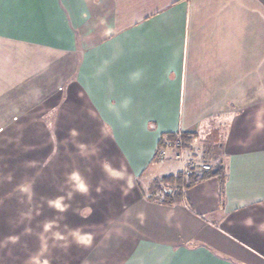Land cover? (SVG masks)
I'll list each match as a JSON object with an SVG mask.
<instances>
[{
    "label": "crops",
    "instance_id": "crops-1",
    "mask_svg": "<svg viewBox=\"0 0 264 264\" xmlns=\"http://www.w3.org/2000/svg\"><path fill=\"white\" fill-rule=\"evenodd\" d=\"M0 36L72 65L65 97L0 116L13 165L0 197L48 213L20 239L0 230V264H264V0H0ZM164 133L219 139L220 174L179 199L153 192L178 173L153 157ZM69 202L80 220L91 207V243L69 244L63 216L52 227Z\"/></svg>",
    "mask_w": 264,
    "mask_h": 264
},
{
    "label": "rangeland",
    "instance_id": "rangeland-1",
    "mask_svg": "<svg viewBox=\"0 0 264 264\" xmlns=\"http://www.w3.org/2000/svg\"><path fill=\"white\" fill-rule=\"evenodd\" d=\"M3 35V34H1ZM60 54L58 50H48L40 45H27L18 42H12L11 39H7L6 37L0 36V116L5 117L9 114L11 117L13 114L16 115L18 111L27 110V107L23 108L22 103H27L30 106L37 105L44 102L45 100H60L67 95L66 81L69 80V76L67 79L65 77L69 75L71 66L69 60L60 61ZM55 66V67H54ZM54 67V68H53ZM67 68V73L60 72L62 69L64 70ZM46 69V70H45ZM27 72V75L24 73ZM38 75H35V74ZM31 77H27L28 75ZM41 74V75H40ZM67 74V75H66ZM40 75V76H39ZM46 75V76H43ZM28 78L31 82L36 86L31 87L28 91H24L23 79ZM65 79V80H64ZM65 81V82H64ZM25 87L28 89L29 86ZM70 94V93H69ZM60 97V98H59ZM20 106V107H18ZM38 108V107H37ZM57 110L53 109L52 114H47V118H51L53 121L55 118V113ZM0 117V122H1ZM43 119V118H42ZM3 123V122H2ZM0 123V125L2 124ZM5 125V124H2ZM54 138V135H53ZM199 141H194V145L199 144ZM9 152V150H8ZM186 153H189L188 150H185ZM11 153V152H10ZM4 151L0 152V185L6 182H11L13 180V170H12V154ZM1 156H6L1 158ZM155 158V156H154ZM156 159V158H155ZM158 161V160H157ZM159 162V161H158ZM166 162V161H164ZM162 163V162H161ZM177 166L178 164L174 162ZM69 171V177L67 183L69 184V199L71 196L75 199L77 194H75L74 185L77 183L72 179L74 175H78L75 168ZM0 188V192L6 190ZM11 190L10 188L7 190ZM7 191H4V195L0 197V202L4 201L1 205L3 207L2 215H0V230L4 229L1 235L8 236L9 234H15L18 239L20 237L27 235L28 230H36L38 228H42L43 223L38 226L37 220H33L32 217H39L46 219L48 213H44V209L39 212V209L42 208L44 205H38L39 208L36 211L35 208L37 205L28 204L25 202H20L18 205L16 203H8L11 202V199L14 201V197L16 195L15 192L11 196L8 197L6 194ZM22 196H29V194L24 192H20ZM81 200H83L82 195H78ZM30 197V196H29ZM88 199L92 198V195L86 196ZM11 198L10 201H5V199ZM31 198V197H30ZM92 200V199H90ZM74 202V201H73ZM87 206V205H86ZM89 206V205H88ZM95 206V205H94ZM97 207V206H95ZM18 208V212H17ZM68 213L60 215L59 211L57 213L53 212L54 219L51 221V225L53 228H57L60 226L59 220L62 217V224L61 226L68 228V242L69 244H74L75 242L78 243H91L95 236L93 235L92 231L94 232L97 226H94L90 220V217L93 215V211L91 207H85L83 209V216L84 219H78L79 217L76 216L74 212L75 203H70L68 205ZM12 213V214H11ZM40 215H38V214ZM58 216V217H57ZM65 217V219H64ZM53 218V217H52ZM68 219V220H67ZM66 222V225L63 222ZM36 222V225L33 223ZM39 222V221H38ZM63 227V228H64ZM42 230V229H41ZM31 235V234H28ZM82 237H88L87 240L82 239Z\"/></svg>",
    "mask_w": 264,
    "mask_h": 264
},
{
    "label": "trees",
    "instance_id": "trees-1",
    "mask_svg": "<svg viewBox=\"0 0 264 264\" xmlns=\"http://www.w3.org/2000/svg\"><path fill=\"white\" fill-rule=\"evenodd\" d=\"M162 135L164 136L159 138L157 147L162 146L164 142L167 140L175 143L174 141L177 139L176 134L164 133ZM193 137L194 135H189V133H180L181 147L185 150H188L189 152H193L194 154H196L197 152L196 149L198 148L199 157L209 162L211 164V169L200 175H193L189 177L188 179H183L179 171L176 174H169L167 176L160 177L159 179L157 180L155 179L152 181L151 187L153 188V192L155 193L159 192L165 197H172L173 200H174L173 196L179 199L180 194H181V189H183V187H189L193 183L197 182L198 180L202 178H205V177L207 178V177L220 174L221 169H222V158H221L222 154H221L220 140L218 139L217 141H215L212 138L207 139L205 137L203 138L200 137V139H198L200 140L199 144L194 145L193 142L195 140L194 141L191 140ZM190 146L192 147L190 148ZM154 156H155V152H154L153 157ZM172 183H175V189H174L173 194L167 193L166 191H164V187L170 186V184ZM173 200L167 201L166 199H163V201L167 203H172Z\"/></svg>",
    "mask_w": 264,
    "mask_h": 264
},
{
    "label": "built area",
    "instance_id": "built-area-1",
    "mask_svg": "<svg viewBox=\"0 0 264 264\" xmlns=\"http://www.w3.org/2000/svg\"><path fill=\"white\" fill-rule=\"evenodd\" d=\"M174 142L167 140L162 146L157 147L155 151L156 160L159 162L170 160L177 163L178 171L183 179L200 175L211 169V164L199 157L198 150L196 154L185 152V149L181 147L180 134Z\"/></svg>",
    "mask_w": 264,
    "mask_h": 264
},
{
    "label": "clouds",
    "instance_id": "clouds-1",
    "mask_svg": "<svg viewBox=\"0 0 264 264\" xmlns=\"http://www.w3.org/2000/svg\"><path fill=\"white\" fill-rule=\"evenodd\" d=\"M257 128H264V110H261V112H259L257 114ZM81 147L83 148L84 146H81ZM110 171H111V174L113 176H120L121 175V173H119V172H117L115 170H110ZM72 179L78 183V186L80 187L81 190H84V186L82 184H79L78 175H74L72 177ZM21 190L25 191V192H28L29 191V187L28 186H22ZM50 203L53 206H55V207H58V208L61 207V201L60 200L51 201ZM45 227H46V230H47L48 228L51 227V225L49 224V225H46ZM82 239L87 240L88 237H82ZM31 264H41L39 256L33 257L32 261H31ZM43 264H47V261H44Z\"/></svg>",
    "mask_w": 264,
    "mask_h": 264
}]
</instances>
